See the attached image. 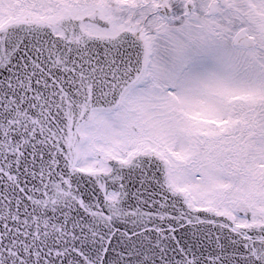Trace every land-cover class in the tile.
Here are the masks:
<instances>
[{
	"label": "snow or ice",
	"instance_id": "snow-or-ice-1",
	"mask_svg": "<svg viewBox=\"0 0 264 264\" xmlns=\"http://www.w3.org/2000/svg\"><path fill=\"white\" fill-rule=\"evenodd\" d=\"M0 264H264V0H0Z\"/></svg>",
	"mask_w": 264,
	"mask_h": 264
}]
</instances>
